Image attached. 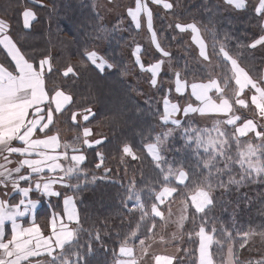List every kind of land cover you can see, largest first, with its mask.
<instances>
[{
    "label": "snow or ice",
    "instance_id": "obj_1",
    "mask_svg": "<svg viewBox=\"0 0 264 264\" xmlns=\"http://www.w3.org/2000/svg\"><path fill=\"white\" fill-rule=\"evenodd\" d=\"M33 3L41 4L42 0H33ZM227 3L236 9L246 6V0H227ZM151 4L162 5L166 10L174 8V4L169 0H151ZM255 11L264 16V0H259ZM21 15L24 29H30L32 23L37 20V13L32 8H25ZM142 15L146 17L147 29L151 33V42L156 50L163 57L171 58V53L161 46L157 38L153 26V10L148 0H135V7L128 9V16L137 29L141 27ZM174 27L180 33L190 32L191 42L198 49L199 57L203 61H210L208 45L196 22L175 23ZM0 46L7 53V57H10L9 65L0 62V158L3 160V163H0V186L7 189L10 184L12 193L20 197L15 204L0 199V264H32L31 258L41 256H47L48 260L36 261V264H88L86 255L79 250L82 247L79 237L84 230L75 197L63 198L62 213H51L46 225L49 232L45 234L36 221L38 205L42 200L31 198V194L38 193L49 198L61 197L62 193L56 190L57 185L76 191L82 190L88 183L87 173L81 167L87 160L83 149L101 146L106 138L90 139L93 130L78 119L80 117L83 122H90V118L95 117L91 107L83 108L79 112L73 111L71 106L75 101L71 93L64 90H46V77L53 72L51 58L45 56L38 64L26 58L9 34V24L4 19H0ZM257 46L264 47V35H260L248 45L252 49ZM211 48V55L220 61L219 67L224 73L225 87L229 81L235 83L231 96L225 94V87L221 86L218 79L210 78L207 82L189 84L182 79L181 72L176 71L175 92L182 95L190 87L191 96L199 103L195 106L189 103L181 109L178 103H172L165 95L163 123H171L176 129H182L181 138L185 149L190 150L192 162L169 161L164 154L163 146L173 136V128L155 135L153 142L146 143L144 148L155 169L159 170L161 178L154 182L160 185L159 190L153 184L137 189L133 179L129 181L126 200L122 202L130 211L140 212L141 222L149 215L163 220L165 213L160 206L168 204L170 198L179 192L183 197V207L181 215L174 221L177 228L184 229L185 222L189 221V205L194 209L192 224L197 225L199 221L198 228L187 232L189 241H193L195 237L198 242L195 249L196 260L192 264H264V258L255 262L241 261L239 254L234 251L236 237L240 238L239 249H244L253 237L259 236L264 240V230L250 228L237 231L234 236L233 231L227 228L217 229L215 218L210 215L217 203V192L223 197L231 194L233 186L239 192L244 184L264 179V75L257 78L251 76L238 59L230 54L226 44L218 41L215 36ZM146 53L147 50H143V54ZM133 55L140 70L151 74L150 84L156 88L165 60L159 59L145 67L141 60L140 45L136 46ZM85 56L90 65L94 66V70H98V74L117 68L114 62L98 55L96 51H86ZM13 64L14 67H11ZM81 67L87 68L89 65L81 62ZM62 75L74 80L79 73L74 66L69 65ZM160 87H163L162 82ZM249 93L250 103L248 99L241 98ZM234 105L253 111L258 119L237 115ZM181 111L184 117L199 114L225 118L215 120L211 128H199L177 119L176 116ZM65 112L71 113L73 125L82 128V132L73 137L72 141L62 143L59 133H49H52L55 127V119ZM224 126H230L231 131L226 130ZM249 134H254L255 142L253 139L242 141L241 138L249 137ZM16 144L19 146H14ZM119 152L121 164L125 163L126 157H130L131 161L142 162L144 159L130 142H123ZM13 154H18L22 159L16 167H9L12 163L9 158ZM96 156L98 162L95 167L103 168L104 175H93L92 183L97 179H107L112 172L111 168L105 167L104 153L97 151ZM234 167L239 168L238 173H234ZM24 169L27 170L26 174H21ZM81 180L84 181L83 185ZM72 181L77 183L73 184ZM21 182H25L27 186H21ZM145 191L149 199L154 195L150 213L142 199V193ZM5 195L8 193L5 192ZM241 198L246 199L244 196ZM128 201L132 202L131 206ZM168 215L172 216L171 207L168 208ZM29 217L30 223L25 226L24 220ZM140 226L138 222L137 229ZM8 228L10 234L6 231ZM153 228L155 223L147 228V232L151 234ZM136 236L137 231L133 230L122 240L119 246V257L122 258L116 259L115 264H141L143 259L149 256L152 245L146 244V240H151L152 236L139 240V256L134 255V248L131 246V241ZM219 236L224 239L221 240ZM173 238H176L175 234ZM90 239L101 241L100 232L97 231ZM159 240L163 243L164 237L161 236ZM92 251V245L89 243L87 255H91ZM184 251L191 255L187 249ZM152 259L154 264H174L177 257L157 254Z\"/></svg>",
    "mask_w": 264,
    "mask_h": 264
},
{
    "label": "trees",
    "instance_id": "obj_2",
    "mask_svg": "<svg viewBox=\"0 0 264 264\" xmlns=\"http://www.w3.org/2000/svg\"><path fill=\"white\" fill-rule=\"evenodd\" d=\"M25 8H32L37 13V20L32 23L30 29L23 27L21 13ZM255 9L248 5L242 9L225 10L221 0H194V2L182 0L179 9L167 12L166 17L171 20L168 25L159 15L154 17L156 33L164 49L171 53L170 61L174 69L180 71L182 79L187 82H206L210 79V75L198 63L195 52L185 46L182 33L174 27L175 23L196 22L204 30V38L210 52H212L211 45L215 36L218 41L226 44L230 54L238 59L240 65L251 76L257 78L263 73L264 52L258 47L252 49L248 45L264 33V26L261 15L257 14ZM0 19L8 22L10 34L26 58H30L37 64L45 56L51 58L53 72L46 77V90L59 89L71 93L75 101L71 106L73 111L79 112L83 108L91 107L95 117L83 124L91 129L100 128L104 131L106 139L103 145L95 146L93 149L86 147L83 149L87 160L81 167L87 173V185L80 191L69 188L66 193L77 200L81 226L84 230L79 237L82 246L79 250L86 255L88 264H113L119 257V246L122 240L131 231H137V236L131 241V246L137 249L140 239L151 235L154 240L157 235L159 236L162 224L159 217L149 215L141 222L140 212L125 208L122 201L126 200V188L129 181L133 179L136 181L137 189L153 184L159 190L160 185L154 183L161 178L159 170L155 169L144 145L153 142L155 135L172 126L162 122L164 110L161 100L165 95L170 100H174L173 88L163 85L162 88L159 86L154 95L142 94L141 98L138 96L140 90L131 80H126L125 75L129 71L127 64L129 62L135 68V80L145 73L147 77L149 76L147 72L139 69L133 57L131 43L136 42L140 31L131 24H127L125 31L118 33L113 24L102 23L101 16L93 8V0H42L41 4H35L33 0H0ZM92 49H96L110 62H114L117 68L98 74V70H94V66L90 65L85 56V52ZM125 50L126 53H124ZM158 58L155 57L154 60ZM144 59L151 61L150 58ZM216 60L218 66L215 73L221 86L225 87L224 73L219 67L220 61ZM0 62L5 63L6 66L10 64V59L1 46ZM81 62L89 67H81ZM69 65L74 66L79 73L74 80H69L62 75L63 70ZM11 67L14 66L11 65ZM121 73L124 74L121 75ZM162 76L165 82L174 81L173 75L164 73ZM234 88V81H229L225 87V94L231 96ZM234 107L242 117L249 118L254 113L248 109H240L238 105ZM58 119L61 129L67 134L74 137L81 134L82 128L73 125L70 112L59 115ZM191 125L198 127L197 122H191ZM224 127L231 131L230 126ZM181 132L168 141L166 156L169 161L192 162L190 150L185 149ZM72 139L73 137L69 139V142ZM241 139L242 141L253 139L255 142L254 135ZM123 142L132 143L134 150L143 155V161H131L130 157H126L125 163L121 164L119 149ZM97 151L104 153L105 167L111 168L112 172L107 179H97L95 183H92L93 175L96 177L104 175L103 168L95 167L98 162ZM233 151H235L234 145ZM238 172L239 168L234 167V173ZM72 183L77 182L72 181ZM80 183L83 185L84 181L81 180ZM215 195L217 203L210 215L215 218L214 223L217 229L227 228L233 231L234 236L237 231L250 228L257 231L264 230V179L244 184L239 192L233 186L230 195L221 197L219 192ZM31 196L36 198L35 193ZM242 196L246 199L241 198ZM15 198L17 195L13 194L10 200ZM61 198L62 195L55 200L41 199L42 203L38 207L36 219L44 232L49 230L46 225L51 213L60 210ZM142 199L150 213L154 195L149 199L145 191L142 193ZM182 199L178 192L173 195L170 202ZM128 203L131 206L132 202L128 201ZM160 207L166 213L167 206ZM188 211L190 219L185 222V227L182 229V237L185 239L180 250L181 256L174 261V264H192L196 260L195 249L198 242L195 237L193 241H189L187 232L198 228L199 221L197 225H193L191 216L194 209L190 205ZM138 222L141 225L139 229L136 227ZM153 223L155 228L150 234L147 228L152 227ZM97 231L101 235L99 242L90 239V236L94 237ZM218 238L224 239L223 236ZM239 239L236 237L234 251L239 254L240 260L255 262L259 253L255 254L248 250L249 243L244 249H239ZM148 242L150 240H146V244ZM89 243L93 249L91 255H87ZM185 249L191 255L186 254Z\"/></svg>",
    "mask_w": 264,
    "mask_h": 264
},
{
    "label": "rangeland",
    "instance_id": "obj_3",
    "mask_svg": "<svg viewBox=\"0 0 264 264\" xmlns=\"http://www.w3.org/2000/svg\"><path fill=\"white\" fill-rule=\"evenodd\" d=\"M221 1L223 2V8L225 10L236 9L232 5H229L227 3V0H221ZM169 2H172L174 4V8L172 10L179 9L181 4H182V0H169ZM193 2H194V0H193ZM148 3H149V6L153 10V26H154L155 31H156V26H155L154 17L156 15H159L160 17H162L166 21L167 25L169 24V22H171V20H169L166 17V14L168 11H172V10H166L162 7V5H153V4H151V0H148ZM258 4H259V0H246V6L251 5L252 7L256 8L258 6ZM134 7H135V0H93V8H94L95 12H97L101 16V22L105 23V24H113L114 29H116L118 31V33L124 32L127 24H131L134 28H136L135 24L131 20V17L128 16V9L134 8ZM261 17L263 20V16H261ZM198 27H200V26L198 25ZM200 29H201V35L204 38V30L202 29V27H200ZM137 30L140 31V33H139V37L136 40V42L131 43L132 44V52L134 53L136 46L140 45V47L142 49L141 60L145 64V67H147L151 63L156 62L157 60H154L155 57H159L158 60L159 59L165 60V65L163 66V72H162L161 76L158 77V85L156 88L151 86V84H150L151 74L148 72H147L149 75L148 77L146 76V73H145V74L140 75L141 77L136 78V80H135V77H136L135 76V74H136L135 68L132 67V65L129 62L127 63L128 67H129V71H128V74L125 75V78H126V80H131L133 82L134 86L140 90L138 96L141 98L142 94H146V95L156 94V92L158 91V88L162 82L163 85L170 86L171 88H173V94L175 95L174 96L175 99L174 100L169 99V100L172 103H178L180 105L181 109H183V107H186L189 103H192L194 106L196 104H198L199 102L195 101L194 97H192L190 94V92H191L190 87L188 89H186L182 95L177 94L175 92V76H174V73L176 72V70L173 67V63L170 61V58L163 57L161 55V53H159L156 50L155 46L152 44L151 33L147 29L146 17H144L143 15L141 17V27ZM9 34H10V31H9ZM181 36H182V39H184V41H185V46L187 48H189L190 50L195 52L198 63L208 71L210 78L218 79V77L215 73L217 66H218L217 60H216L217 57L214 55H211V52L208 49L209 54H210V61H203V59L201 57H199L198 49L191 42L190 32L189 33H182ZM157 38H158V36H157ZM158 40H159V38H158ZM204 40H205V38H204ZM205 43L208 45L206 40H205ZM160 44H161V42H160ZM161 46L163 47L162 44H161ZM260 49H261V51L264 52V47L260 46ZM143 50H147V53L143 54ZM90 51H96L98 55H101V53L99 51H97L96 49H92ZM124 53H126V50L124 51ZM125 57H127L126 54H125ZM133 57L135 60L134 55H133ZM144 58H150L151 61H145ZM139 69H140V67H139ZM164 73L169 74V75H173L174 81L172 83L165 82L162 79V77H163L162 75ZM262 75H264V69H263ZM192 82H200V81H192ZM192 82H188V83L190 84ZM246 93H247V90H246ZM213 96L215 97V93H213ZM241 98H245V99L249 100L250 93L247 94L246 96H242ZM163 101H164V98L161 100L163 110H164ZM236 114L240 115L238 110H237ZM176 118L180 119L182 121V123H185V124H191V122H195V123L197 122L199 128H211L213 123L215 122V120L224 119L225 117L215 116V115L200 116L199 114H190L189 117H184L183 113L181 111V113L177 114ZM249 118L258 119V117L255 116V113H253L252 117H249ZM78 119H81V122H82V118L78 117ZM169 124H171V123H169ZM168 128L174 129L173 136L170 137L168 139V141L171 138H173L175 135H178L182 131V129H176L174 125H172L171 127H168ZM168 128L165 131H167ZM53 129L54 130L51 134L59 133V136H60V134H62V132L59 130L58 118L55 119V127ZM92 130H93V136L90 137V139H98L97 137H100V139L105 138L104 131L102 129L96 128V129H92ZM251 135H254V134H249V136H251ZM168 141L163 146V152L165 155L167 153V147L169 144ZM68 189L69 188L62 187V189H58V191H60L62 194H64ZM43 198L48 199L49 197H43ZM170 200H171V198H170ZM166 206L167 207L165 208V210H166L165 219H163V220L161 219L162 224H161V228L159 231V236L157 235L154 238V240L151 239L150 242H148V244H151L152 247L149 249V256L145 257L143 259V261L141 262L143 264H154V259H152V257H154V255H157V254L174 255L177 257V259L180 258V256H181L180 250L183 247L182 243H183L185 238L182 237V230L177 228V225L174 221H176L178 219V217L181 215V209H182L183 205H182L181 201H173L172 200L171 202H169V204H166ZM169 207H171V211H172L171 217H169V215H168V208ZM173 234H175V237H176L175 239L173 238ZM161 236L164 237L163 243H161L159 240V238ZM175 243H178V245H173ZM248 250L253 251V253H255V254L259 253V256L256 257L254 261L261 260L262 258H264V240H262L261 237H258V238H257V236L253 237L252 239L249 240ZM134 255H137V256L140 255L139 248L138 249L134 248ZM47 258L48 257H45L43 259V261L46 262ZM118 258H122V257H118ZM113 264H115V262Z\"/></svg>",
    "mask_w": 264,
    "mask_h": 264
},
{
    "label": "crops",
    "instance_id": "obj_4",
    "mask_svg": "<svg viewBox=\"0 0 264 264\" xmlns=\"http://www.w3.org/2000/svg\"><path fill=\"white\" fill-rule=\"evenodd\" d=\"M22 22H23V19H22ZM262 23H263V26H264V16H263ZM262 35H264V33ZM257 47L260 48V46H257ZM8 58L10 59V57H8ZM13 66H14V64H13ZM249 101H250V98H249ZM82 123H83V121H82ZM58 126H59V130L62 132V134H60V136H59L62 143L65 142V141H69L70 138L74 137V135H69V134H67L65 131H63L61 129V125H60L59 119H58ZM97 138L100 139V137H97ZM14 146H19V145L16 144ZM70 155H71V153H70ZM9 159L12 161V163L10 165H8V166L9 167H16L18 165V161L20 159H22V157H20L18 154H13ZM0 163H3L2 158H0ZM26 172H27V170L24 169V170H22V173L21 174H26ZM21 186H27V185H26L25 182H21ZM58 189H62V187L57 185L56 186V190H58ZM5 192H7L8 195H5ZM35 194H36V198H33L32 196H31V198H33V199H44V201H47L48 199L55 200V198H57V197H51V198L46 199V198H43L42 196H40V194H38V193H35ZM11 195H13V193H12L11 185L10 184L8 185L7 189H5L3 186H0V199L8 200L10 204L18 203V201L20 199L19 195L16 194L17 195V198H15L14 200H10ZM65 196H72V195H70V194L67 195L66 192L64 194H62V198H61V202H60L61 207H60V210H59L60 212L58 211L57 213H62V209H63V203L62 202H63V198ZM40 204L38 205V207L40 206ZM36 221H37V219H36ZM24 223H25V226H28V224L30 223V217L29 218H25ZM6 231H8L9 234H10V228L6 229ZM48 232H49V230H48ZM48 232H45V234H48ZM45 257H47V256H41V257L31 258V260L33 259L32 260V264H36V261H43V259Z\"/></svg>",
    "mask_w": 264,
    "mask_h": 264
}]
</instances>
